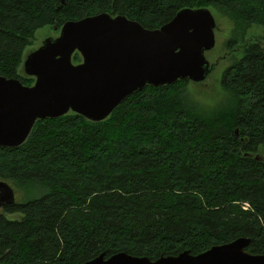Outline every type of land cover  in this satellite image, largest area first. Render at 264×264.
<instances>
[{"label":"trees","instance_id":"1","mask_svg":"<svg viewBox=\"0 0 264 264\" xmlns=\"http://www.w3.org/2000/svg\"><path fill=\"white\" fill-rule=\"evenodd\" d=\"M200 8L232 21L229 49L264 28V0H0V76L33 86L20 69L45 26L109 14L155 30ZM243 49L221 77L226 101L211 111L191 105L182 80L146 86L104 121L71 112L37 121L19 147L0 146V184L15 193L0 204V264L122 252L157 260L241 237L264 254V33Z\"/></svg>","mask_w":264,"mask_h":264},{"label":"water","instance_id":"2","mask_svg":"<svg viewBox=\"0 0 264 264\" xmlns=\"http://www.w3.org/2000/svg\"><path fill=\"white\" fill-rule=\"evenodd\" d=\"M215 28L207 8L183 9L155 30L109 14L67 22L57 38L27 56L24 71L34 78L33 86L0 76V146L19 147L37 121L70 112L104 121L146 86L204 82L212 71L205 53L215 48ZM76 52L83 59L79 64L73 63ZM0 187H6L9 198L0 204L14 202L13 189L5 183ZM250 244V238L241 237L198 255L184 251L157 260L124 252L107 258L102 253L84 264H264V254L247 251Z\"/></svg>","mask_w":264,"mask_h":264},{"label":"rangeland","instance_id":"3","mask_svg":"<svg viewBox=\"0 0 264 264\" xmlns=\"http://www.w3.org/2000/svg\"><path fill=\"white\" fill-rule=\"evenodd\" d=\"M209 10L216 22L214 31L216 37L215 48L205 53L206 59L212 66V71L204 82H189L185 88L191 105L205 112L213 110L226 101L227 94L220 85L223 72L236 60L242 57L244 52L243 46L246 42L260 39L264 33V28L257 25L252 26L246 31L245 37H241L238 40V44L233 49H229L227 43L233 36L232 21L214 8H210ZM60 32L61 28L56 30L54 26L50 25L38 30L35 34L33 43L25 51V59L29 54L38 50L47 39L57 38ZM20 74L23 76L26 75L23 66L20 69ZM6 216L9 219H15V215Z\"/></svg>","mask_w":264,"mask_h":264},{"label":"flooded vegetation","instance_id":"4","mask_svg":"<svg viewBox=\"0 0 264 264\" xmlns=\"http://www.w3.org/2000/svg\"><path fill=\"white\" fill-rule=\"evenodd\" d=\"M255 40V39H254ZM258 40V39H257ZM1 195H2V198L1 199H6L7 197L5 196V191H3L2 193H1ZM9 198H7V200H8Z\"/></svg>","mask_w":264,"mask_h":264},{"label":"built area","instance_id":"5","mask_svg":"<svg viewBox=\"0 0 264 264\" xmlns=\"http://www.w3.org/2000/svg\"><path fill=\"white\" fill-rule=\"evenodd\" d=\"M245 209H247V208H245Z\"/></svg>","mask_w":264,"mask_h":264}]
</instances>
